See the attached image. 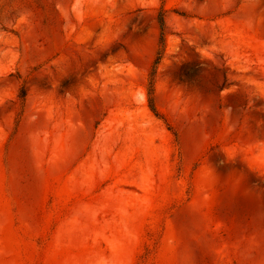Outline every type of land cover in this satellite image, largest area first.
<instances>
[{"label": "rangeland", "instance_id": "obj_1", "mask_svg": "<svg viewBox=\"0 0 264 264\" xmlns=\"http://www.w3.org/2000/svg\"><path fill=\"white\" fill-rule=\"evenodd\" d=\"M0 264H264V0H0Z\"/></svg>", "mask_w": 264, "mask_h": 264}, {"label": "trees", "instance_id": "obj_2", "mask_svg": "<svg viewBox=\"0 0 264 264\" xmlns=\"http://www.w3.org/2000/svg\"><path fill=\"white\" fill-rule=\"evenodd\" d=\"M164 29H165V22H164V20H161L160 21V43H161V45L164 44V40H165V30ZM160 56H161V52H158V58H157V61H155V64L158 63ZM152 75H154V72L152 73ZM151 109L154 112H157L156 107L152 103V101H151Z\"/></svg>", "mask_w": 264, "mask_h": 264}]
</instances>
